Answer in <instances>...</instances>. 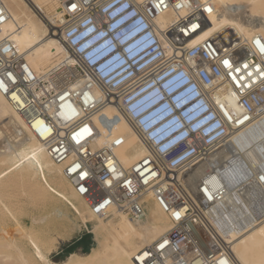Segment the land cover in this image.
Here are the masks:
<instances>
[{
	"label": "built area",
	"instance_id": "2783aa9c",
	"mask_svg": "<svg viewBox=\"0 0 264 264\" xmlns=\"http://www.w3.org/2000/svg\"><path fill=\"white\" fill-rule=\"evenodd\" d=\"M67 2V22L55 28L73 62L44 78L5 33L11 16L0 0V91L52 159L63 164L94 214L141 215L149 193L169 212L173 228L140 250L136 264H239L231 242L214 224L219 221L215 210L228 203L226 177L234 172L235 187L250 188L244 196L253 203L254 219H262L264 166L206 162L237 128L264 113V37L256 34L246 42L234 31H218L188 47L187 40L206 25L212 0ZM183 10L185 15L167 26L156 20ZM194 24L199 25L195 31ZM77 80L80 85L72 88L69 83ZM108 104L123 113L146 149L130 167L113 147H94L100 134L94 117ZM85 127L90 134L74 138ZM82 171L87 178H81ZM214 171L221 182L217 187L210 180ZM251 223L247 219L242 225ZM145 252L148 256L138 260Z\"/></svg>",
	"mask_w": 264,
	"mask_h": 264
},
{
	"label": "bare ground",
	"instance_id": "6f19581e",
	"mask_svg": "<svg viewBox=\"0 0 264 264\" xmlns=\"http://www.w3.org/2000/svg\"><path fill=\"white\" fill-rule=\"evenodd\" d=\"M67 1L3 0L11 16L4 25L5 33L11 34L18 53L44 78L73 62L55 28L67 22L66 7L70 3ZM212 3L206 25L187 40L188 47L218 31H234L246 42L256 34L264 37V0H212ZM185 13L186 10L167 11L156 20L164 27ZM80 83L77 80L69 84L77 88ZM229 100L235 103L232 94ZM94 119L100 130L94 147H113L125 167L146 155L139 135L116 106L108 104ZM8 131L10 134L6 136ZM234 143L237 148L229 150ZM224 159H229L228 168L231 165L235 168L238 162L254 168L264 166V113L237 128L230 141L219 147L206 165ZM226 178L230 186L228 203L215 210L219 221L214 224L231 242L239 264H264V217H253V203L244 196L250 191L249 186L235 187L234 172H229ZM218 179L214 171L210 180L216 187L221 183ZM25 198L43 206L54 203L53 212L40 213L27 227L21 218V213L27 211ZM144 201L145 211L138 216L120 210L94 214L64 174L63 164L52 159L46 145L30 130L23 114L0 91V264H53L49 258L53 238L45 231V223L50 216L58 219L64 214L70 215L68 225L77 224V220L84 225L93 222L98 232V245L90 253L72 255L64 264H136L134 257L140 250L173 228L169 212L152 193L146 195ZM247 219L252 220L251 227L242 225ZM12 223L17 226L14 233L9 230Z\"/></svg>",
	"mask_w": 264,
	"mask_h": 264
},
{
	"label": "rangeland",
	"instance_id": "374dc122",
	"mask_svg": "<svg viewBox=\"0 0 264 264\" xmlns=\"http://www.w3.org/2000/svg\"><path fill=\"white\" fill-rule=\"evenodd\" d=\"M5 134L7 136V134H10V132H6ZM25 199L26 200L24 203L27 206L28 212L26 211L21 213V215L23 216H21L20 214L19 215L21 216L23 223L27 227H30V225L32 224V219L40 217V215L44 214L45 212H49V214L53 212L52 209L54 203H49L47 204V206H43L36 202H31V200L28 198ZM34 215L36 216L34 217ZM68 216L64 214L58 219H54V216H50L48 218V221L46 222L47 224L45 223V231L49 233V235L53 238L54 247L49 256L53 264H64L69 261L72 255L85 256L91 252L92 248L98 245V232L96 229H94L93 222H88L84 225L82 221L77 220L75 221L77 224L68 225ZM72 218L74 219V216ZM10 225L11 227H9V230L10 232L14 233L16 231L17 226L14 223Z\"/></svg>",
	"mask_w": 264,
	"mask_h": 264
},
{
	"label": "snow or ice",
	"instance_id": "6c2138e0",
	"mask_svg": "<svg viewBox=\"0 0 264 264\" xmlns=\"http://www.w3.org/2000/svg\"><path fill=\"white\" fill-rule=\"evenodd\" d=\"M72 8L75 9V8H76V5L73 4V5H72ZM208 11L211 12V8H209ZM198 27H199V25H195V24L192 25L193 31H195V29L198 28ZM257 44H260V42L257 41ZM260 50H261L262 52H264V44H261V45H260ZM224 64L230 66L228 60H225V61H224ZM245 67H247V65H245ZM9 76H11L10 73H9ZM0 87H3V81H0ZM90 132H91V130H90L89 128L85 127L84 129L81 130L80 133H77L76 136H75L74 138H78V137L82 136V135L85 134V133L90 134ZM78 167H79V165H76V167L73 168L72 171H75L76 168H78ZM113 171H115V170L113 169ZM88 175H89V173H88L87 171H82V172L80 173V176H81L82 179L87 178ZM106 183L111 184V180L106 181ZM80 190H81V191H86V189H84V188H81ZM102 206H103V205H102ZM175 215H176V217H177V219H178L180 214H179V213H176ZM166 243H167V241H164L163 243L160 244V247L163 248V247L165 246ZM147 256H148V253L145 252V253H143L141 256H139L137 259L140 260V261H143V260L145 259V257H147Z\"/></svg>",
	"mask_w": 264,
	"mask_h": 264
}]
</instances>
